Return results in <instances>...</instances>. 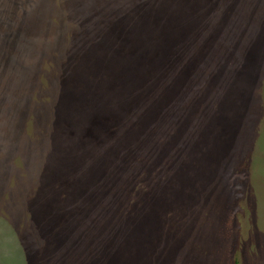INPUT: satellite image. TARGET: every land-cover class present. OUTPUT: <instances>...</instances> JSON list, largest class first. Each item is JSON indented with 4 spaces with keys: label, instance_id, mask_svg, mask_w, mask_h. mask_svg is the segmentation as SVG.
I'll list each match as a JSON object with an SVG mask.
<instances>
[{
    "label": "rangeland",
    "instance_id": "374dc122",
    "mask_svg": "<svg viewBox=\"0 0 264 264\" xmlns=\"http://www.w3.org/2000/svg\"><path fill=\"white\" fill-rule=\"evenodd\" d=\"M0 264H264V0H0Z\"/></svg>",
    "mask_w": 264,
    "mask_h": 264
}]
</instances>
